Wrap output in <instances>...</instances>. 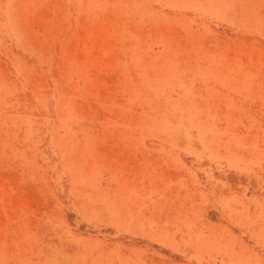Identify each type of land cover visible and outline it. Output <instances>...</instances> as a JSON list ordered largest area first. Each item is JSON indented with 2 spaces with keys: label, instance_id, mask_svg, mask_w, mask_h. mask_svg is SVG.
Wrapping results in <instances>:
<instances>
[{
  "label": "rangeland",
  "instance_id": "1",
  "mask_svg": "<svg viewBox=\"0 0 264 264\" xmlns=\"http://www.w3.org/2000/svg\"><path fill=\"white\" fill-rule=\"evenodd\" d=\"M0 264H264V0H0Z\"/></svg>",
  "mask_w": 264,
  "mask_h": 264
}]
</instances>
